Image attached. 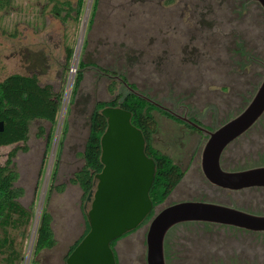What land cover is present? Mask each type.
<instances>
[{"label": "rangeland", "instance_id": "1", "mask_svg": "<svg viewBox=\"0 0 264 264\" xmlns=\"http://www.w3.org/2000/svg\"><path fill=\"white\" fill-rule=\"evenodd\" d=\"M94 1L86 0L80 18L68 23L53 15L52 5L46 0H14L9 9L0 12V80L13 73L36 74L41 84H51L62 94L56 123L34 120L28 150H19L13 159L20 173L18 184L26 190L22 202L35 209L24 239L22 264L30 263L44 208L54 217L57 238V245L44 254V264H67L70 246L85 231L90 202L84 204L81 188L71 179L84 163L81 154L96 103L109 102L126 91L125 81L115 73H107V69L120 72L128 84L146 90L171 110L183 113V108L177 109L180 104L206 109V116L200 118L216 126L246 106L251 89L264 75V65L246 57V69L231 64L230 38L219 46L223 36L237 33L235 29L247 32L248 51L264 60V9L255 0L245 5V0H100L91 26ZM67 46L73 49L70 60ZM82 61L88 65L74 96ZM151 112L158 124L154 146L186 166L197 135L190 131L191 136L181 137L177 121L155 108ZM212 114L213 119L209 118ZM203 144L195 153L199 168ZM16 145L0 146V165L6 163ZM224 163L246 167L264 164V116L226 151ZM192 185L195 190L190 188ZM205 193L218 197L204 181L201 169L195 173L190 168L169 200L155 212L170 202ZM150 221L116 243L119 264H147ZM183 228L194 232L190 237L198 256L202 247L208 251L206 258L201 256L196 264H230L250 255L246 258L252 261L253 248L256 259L260 264L264 262V247L253 240L243 243L238 232L212 226ZM207 231L214 238H206ZM16 236L22 239L20 233Z\"/></svg>", "mask_w": 264, "mask_h": 264}, {"label": "water", "instance_id": "2", "mask_svg": "<svg viewBox=\"0 0 264 264\" xmlns=\"http://www.w3.org/2000/svg\"><path fill=\"white\" fill-rule=\"evenodd\" d=\"M264 9V0H256ZM124 82V81H123ZM134 94L176 115L124 82ZM101 114L107 128L101 137L102 170L88 196L89 232L67 258V264H118L112 242L138 228L154 208L150 191L157 166L146 152V139L132 122V112L121 106H106ZM264 115V75L246 106L220 127L209 131L201 150L205 177L228 189L264 185V165L237 171L225 170L221 158L230 143L252 128ZM195 126H198L195 124ZM4 123L0 121V131ZM186 221L229 224L264 230V216L202 200H184L162 208L150 221L146 234L147 264H166L164 242L168 231Z\"/></svg>", "mask_w": 264, "mask_h": 264}, {"label": "trees", "instance_id": "3", "mask_svg": "<svg viewBox=\"0 0 264 264\" xmlns=\"http://www.w3.org/2000/svg\"><path fill=\"white\" fill-rule=\"evenodd\" d=\"M52 5L51 12L62 22L68 23L71 19L78 20L84 11L86 0H46ZM249 0L244 1V5ZM252 1V0H250ZM14 0H0V12L6 11L13 5ZM100 0L94 1L91 26L94 23L95 16ZM242 15V13H241ZM242 24L244 19L240 17ZM237 31L235 35L223 36L219 46L226 44L225 39L230 38V53H232L233 61L231 64L239 65V60L246 57L249 61H254V56L264 63L260 56H256L248 51L246 43V33ZM249 55H252L249 57ZM66 56L70 60L73 56V49L66 47ZM241 57V59H239ZM84 61L80 63V71L76 77L74 85V96L77 94L83 79L84 68L87 66ZM263 65V64H262ZM241 69V68H240ZM115 73L119 75L125 82V76L117 71H108L107 73ZM263 75V73H262ZM260 78V73L258 75ZM128 83V82H127ZM141 94L153 99L146 90H138L135 85L129 84ZM257 85H254L247 98L245 104L250 100ZM112 86V90H114ZM125 93L120 92L119 95L109 102L98 101L92 111L90 117L89 133L85 143L83 153L82 167L76 171L71 182L78 185L82 190V198L84 204L88 201L90 192L95 187V177L99 173L103 164L101 162V137L107 128V119L101 114V110L110 106H121L132 112V122L141 131L146 139V152L148 156L156 161L157 172L150 196L154 204V210L148 215L143 224L154 216L155 209L170 196L178 184L186 175V170L168 154L156 148L153 143V137L157 131L156 116L151 109H157L162 114L174 119V117L166 110L159 108L144 97L134 94L127 87ZM61 93L54 90L51 84H41L36 74L13 73L4 80H0V121L4 123V130L0 131V146H8L17 144L11 152L4 165H0V264H22L24 260V239L28 236L29 227L32 223L35 209L34 205L26 206L22 199L26 194L24 187L18 184L20 173L14 164V157L21 149L28 150L27 142L29 140L31 123L36 119H43L51 124H55L61 104ZM244 104V105H245ZM163 105V104H162ZM243 109V106L242 108ZM240 109V111H241ZM263 119V117L260 119ZM41 133L45 129L41 127ZM22 144V145H20ZM53 188L50 189L52 191ZM54 217L47 208L41 212L38 222L36 237L32 257L29 264H44L43 256L47 251L52 250L57 245V238L53 227ZM90 226L86 215V228L83 234L70 246L66 261L70 253L80 243V241L89 232ZM20 233L22 239L16 236ZM131 232L124 236H127ZM123 236V237H124ZM122 238V237H121ZM114 240L112 247L115 251L119 264L117 252L115 250L116 243L121 239Z\"/></svg>", "mask_w": 264, "mask_h": 264}, {"label": "flooded vegetation", "instance_id": "4", "mask_svg": "<svg viewBox=\"0 0 264 264\" xmlns=\"http://www.w3.org/2000/svg\"><path fill=\"white\" fill-rule=\"evenodd\" d=\"M250 56H252V55H249V57ZM243 60L244 59L239 60L238 67L241 69H246L248 67V64L244 63ZM251 62H258V63H261L264 65V63H262L261 60H259V59L256 60L255 56H254V61H251ZM223 88L229 89V86L224 85ZM166 108H168V107H166ZM178 108H183L184 112L180 113V112H177L175 110H171L170 108H168V109L176 114L173 116L170 113L174 117V120L180 124L179 129H180L181 137L188 138L187 136H191L189 134L191 131V132H194L195 135H197V137H196L197 140H195L194 149L192 151L189 163L186 166H183L182 164L176 162L174 159L173 160L175 163H178L183 169H185L186 173H187V170H189L190 168H192L193 172H195V173L201 169L204 181L207 183L209 188H211L214 191L215 195H217L218 197H215L214 195L209 196V195H206V193H205V196L203 195L202 197H197V198L191 196L190 198L170 202L169 204H166L164 207L169 206V205L174 204V203H177V202H180V201H184V200H202V201L215 202V203L231 206V207L240 209L244 212H248V213H251L254 215L264 216V185L251 186V187H246V188H241V189L224 188V187H221V186L216 185L214 183H211L205 177V175L202 171V168H201V155H200V168L196 163L198 160H197V158H195V153H196L199 145L202 142L205 143L206 140L208 139V137H209L208 132L217 129L222 124H224L226 121L224 123L218 125V126L209 125L200 118V117H203L204 115L206 116V113H204V111H203V110L206 111V109H200V108H192L191 109L189 107V105H187V104L186 105L180 104L179 107H177V109ZM214 117H215V115L212 114V116L210 115L209 118L213 119ZM260 119L258 120V122H260ZM195 124H197L198 126H195ZM246 133H244L243 135H245ZM243 135H241L239 138H237L232 143H230L228 145V147L225 149V151L223 152L222 158H221V166L223 169L229 170V171H237V170H242V169H246V168H251V167L240 166V165L231 166L229 164L226 165L224 163V156H225L226 151H228L236 143V141L238 139H240ZM162 152L168 154L165 151H162ZM168 155L172 158V156L170 154H168ZM194 164H196L195 167H193ZM261 165H264V164H261ZM261 165H258V166H261ZM253 167H255V166H253ZM180 183L178 184V186L180 185ZM178 186L175 188V190L178 188ZM190 188L195 190V187L193 185L190 186ZM173 192L170 194V196L166 199V201L164 203H166L169 200V198L171 197ZM153 210H154V208H153ZM155 214H156V212H155ZM193 225H198L199 227H205L204 229H207L206 227H208V226H212V227H221V228L233 230L235 232H238L239 235H241V237H243V243L248 242L249 240L250 241L253 240V243L256 241V244L264 247V230H262V231L251 230V229L242 228V227H238V226H234V225L221 224V223H216V222L186 221V222H182V223L175 225L166 234L165 242H164L166 264H196L201 256H202V259L206 258V254L208 253V251L204 247L201 248L203 251L199 250V254L201 253L199 256L197 254V247L196 248L192 247V240H191L190 235L194 232L192 230L190 231L188 229L183 228V227H188V226H193ZM138 228H136L135 230H137ZM179 229H181L182 231H180ZM135 230H133V231H135ZM201 235L204 236L203 234H201ZM205 236H206V238H212V237L214 238V236L210 235V232H208V231L206 232ZM219 238H221V237H218V239ZM257 242H261L262 244L257 243ZM238 249H242V248L239 246ZM255 251L256 250L253 248V253H255ZM253 253H252V256H253L252 261H250L248 258H246V257H250L251 256L250 255V256L244 257L241 260L237 259V261H231L230 264H260L261 263L260 260L256 259V254H253ZM241 254H243V253H241ZM241 254H240V256H242ZM226 264H228V263H226ZM262 264H264V262Z\"/></svg>", "mask_w": 264, "mask_h": 264}]
</instances>
